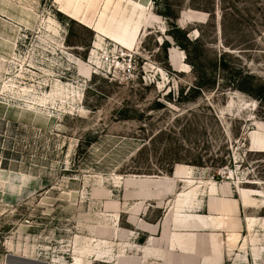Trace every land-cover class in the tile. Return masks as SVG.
<instances>
[{
    "label": "rangeland",
    "instance_id": "rangeland-1",
    "mask_svg": "<svg viewBox=\"0 0 264 264\" xmlns=\"http://www.w3.org/2000/svg\"><path fill=\"white\" fill-rule=\"evenodd\" d=\"M148 3L130 50L101 3L0 0V264H264V0ZM185 167L232 229H175Z\"/></svg>",
    "mask_w": 264,
    "mask_h": 264
},
{
    "label": "bare ground",
    "instance_id": "bare-ground-1",
    "mask_svg": "<svg viewBox=\"0 0 264 264\" xmlns=\"http://www.w3.org/2000/svg\"><path fill=\"white\" fill-rule=\"evenodd\" d=\"M99 3L102 5L100 16H107L109 22L114 23V25L111 28H105V24L99 22L95 26L97 32L102 36L122 44L130 50L134 48L140 27L144 23L143 18L139 15V10L144 13V16L146 15V11H149L151 17L154 19L157 18L154 13L149 10L148 0H72V14H69L74 19H77L76 15H79V17L86 16L85 10ZM110 11L111 15H109ZM115 25H118V27L115 28ZM130 27H132L131 30H129ZM258 127L260 130L264 131L263 122L258 123ZM259 146L264 149V136L260 139ZM178 177L184 178L189 188L180 193L179 199L175 205L172 224L175 226L176 230L196 232L198 231L197 229H232L233 226H230L231 218L239 215V202L226 198L216 199L215 196L218 192V187L215 183H212L209 190V206L212 214L206 216L193 212L194 209L200 206L198 196L203 193L204 190L202 186L206 185V182L200 181L196 184V180L191 177V169L189 167L180 169ZM193 184L196 185L193 186ZM242 198L245 203L249 202L247 195L244 193H242ZM239 240L240 235L234 230H231L229 234V241L231 243L230 248L232 249L235 247L239 243ZM242 247L245 248L246 245L243 244ZM82 261L83 259L77 260L78 263Z\"/></svg>",
    "mask_w": 264,
    "mask_h": 264
},
{
    "label": "trees",
    "instance_id": "trees-1",
    "mask_svg": "<svg viewBox=\"0 0 264 264\" xmlns=\"http://www.w3.org/2000/svg\"><path fill=\"white\" fill-rule=\"evenodd\" d=\"M157 2L159 3L160 2V0H157ZM173 18H176V17H174L173 16ZM177 19V18H176ZM191 62V64H192V66H193V68H194V70H196V72L198 71V64L196 63V61H194V60H192V61H190ZM198 78H200V76H198ZM198 89L196 90L197 92H200V91H202V88L203 87H201L202 85L200 84V83H198Z\"/></svg>",
    "mask_w": 264,
    "mask_h": 264
},
{
    "label": "crops",
    "instance_id": "crops-1",
    "mask_svg": "<svg viewBox=\"0 0 264 264\" xmlns=\"http://www.w3.org/2000/svg\"><path fill=\"white\" fill-rule=\"evenodd\" d=\"M147 250H148V251L151 250L152 253L155 252L153 249H150V248H148ZM142 252H143V251H142ZM127 262H128V263H127ZM133 262H134V261L130 259V260L123 261L121 264H131V263H133Z\"/></svg>",
    "mask_w": 264,
    "mask_h": 264
}]
</instances>
